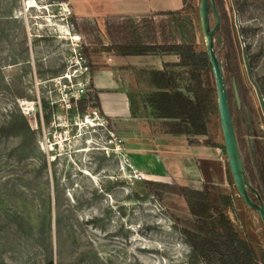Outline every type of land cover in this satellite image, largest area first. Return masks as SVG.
Returning a JSON list of instances; mask_svg holds the SVG:
<instances>
[{
  "label": "rangeland",
  "instance_id": "374dc122",
  "mask_svg": "<svg viewBox=\"0 0 264 264\" xmlns=\"http://www.w3.org/2000/svg\"><path fill=\"white\" fill-rule=\"evenodd\" d=\"M177 2L178 10L198 11L200 0ZM214 3V48L245 173L264 202V113L244 59V52L252 57L250 75L264 100V0ZM131 10L126 0H0V264H214L197 258L181 234L192 217L170 187L235 196L223 173L226 151L198 136L200 151L186 171L148 176L129 162L120 127L94 107V58L114 51L105 19ZM186 23L194 44L205 46L200 19L188 16ZM167 36L180 39L173 29ZM176 72L185 90L188 68ZM88 116L102 125L89 128ZM89 140L95 145L83 151ZM239 198L261 233L264 255L260 217ZM231 216L237 220L235 210Z\"/></svg>",
  "mask_w": 264,
  "mask_h": 264
},
{
  "label": "trees",
  "instance_id": "16d2710c",
  "mask_svg": "<svg viewBox=\"0 0 264 264\" xmlns=\"http://www.w3.org/2000/svg\"><path fill=\"white\" fill-rule=\"evenodd\" d=\"M235 7L242 10L243 5L235 2ZM171 15L175 33L179 31L180 39L169 40L163 25L165 21H162L163 23L154 25V44H144V39L151 36L149 32L140 34L139 29L128 24L127 17L119 18L124 23L118 27L117 36L120 43L112 46L115 54L140 56L150 53H173L180 59L175 65L188 68L189 74V82L183 90L174 72L166 69L136 70L134 76L139 91L137 96H129L132 114L135 117L143 115L162 120L161 133L172 137L184 136L190 145L200 144L196 137L207 136L211 141L209 146L225 150L224 141L219 140L222 130L211 64L205 46L194 44L193 28L188 29L186 23L188 16H196L199 20L198 11L194 6H190ZM148 21L142 20L144 23ZM131 29H134V32H131ZM84 52L87 55V51ZM251 60L252 57H248L249 63ZM258 85L262 89L261 84ZM92 100L94 107L100 109V99L96 93ZM86 103L88 104L85 98L79 101L82 109ZM225 161L226 179L233 186L235 196H214L207 187H170L185 198L192 217V226H184L180 228V232L199 259L210 260L214 264H264V255L260 251L261 233L256 232L250 210L239 206L240 198L234 186L227 157ZM148 184L169 187L156 182ZM231 210H235L237 220L231 216ZM260 226L263 228L262 222Z\"/></svg>",
  "mask_w": 264,
  "mask_h": 264
},
{
  "label": "crops",
  "instance_id": "0c3cea01",
  "mask_svg": "<svg viewBox=\"0 0 264 264\" xmlns=\"http://www.w3.org/2000/svg\"><path fill=\"white\" fill-rule=\"evenodd\" d=\"M126 1L131 3L130 12L110 15L104 22L105 32L112 46L120 43L117 36L118 27L124 23L120 17H127L128 24L139 29L140 34L143 32L151 34L150 38L144 39V44H154L152 36L155 31L154 25L161 24L162 21H165L163 25L168 34H172V29L176 31L171 13L178 10L177 0ZM146 19L149 20L147 23L142 22ZM130 31L134 32V29ZM94 60L97 67L92 75V85L100 99V110L105 117L120 127L121 139L127 148L129 162L146 175L159 179L173 178L186 171L187 166L192 164V159H196L195 153L200 151L201 147L190 145L184 136L172 137L161 131L155 132L153 130L155 125L162 126L163 121L143 115L135 117L131 111L129 98L131 95L137 96L139 91L134 76L136 70L166 69L177 75L178 66L175 64L180 61L179 56L173 53L121 56L111 51L103 57H95ZM143 128H150V133L138 131ZM184 140L187 142L182 144ZM151 145L155 149L152 153L143 151L145 147ZM223 173L226 176L225 169Z\"/></svg>",
  "mask_w": 264,
  "mask_h": 264
},
{
  "label": "water",
  "instance_id": "95a60500",
  "mask_svg": "<svg viewBox=\"0 0 264 264\" xmlns=\"http://www.w3.org/2000/svg\"><path fill=\"white\" fill-rule=\"evenodd\" d=\"M210 9H212L217 15L214 0H200L198 7L200 25L204 36L207 56L211 64L212 74L215 81L217 104L227 161L229 164L234 186L239 196L249 208L258 213L264 228V202L257 194L255 189H253V187L250 185L245 173L243 157L229 104V96L226 87L225 76L221 62L214 48V35L219 27L220 22L217 17L216 24L213 27H210ZM244 59L249 77L256 88L258 98L264 113V100L261 94V90L259 85L250 75L249 62L245 52ZM250 191L254 192V194L256 195V199L251 196Z\"/></svg>",
  "mask_w": 264,
  "mask_h": 264
},
{
  "label": "bare ground",
  "instance_id": "6f19581e",
  "mask_svg": "<svg viewBox=\"0 0 264 264\" xmlns=\"http://www.w3.org/2000/svg\"><path fill=\"white\" fill-rule=\"evenodd\" d=\"M36 6V5H35ZM29 7H34V5H32V4H30L29 5ZM210 18V17H209ZM210 27H213V26H211V24H210ZM226 87H227V85H226ZM227 91H228V89H227ZM230 104V103H229ZM86 122V124L89 126V128H94V127H97V126H101L102 124L101 123H99V122H95V120L92 118V117H90V116H88L87 117V120H85ZM83 126H86V125H83ZM92 145H95L94 143H93V141H91V140H89L87 143H86V146L82 149L83 151H89V150H91L92 149Z\"/></svg>",
  "mask_w": 264,
  "mask_h": 264
},
{
  "label": "built area",
  "instance_id": "2783aa9c",
  "mask_svg": "<svg viewBox=\"0 0 264 264\" xmlns=\"http://www.w3.org/2000/svg\"><path fill=\"white\" fill-rule=\"evenodd\" d=\"M96 115H98L97 113H95Z\"/></svg>",
  "mask_w": 264,
  "mask_h": 264
}]
</instances>
